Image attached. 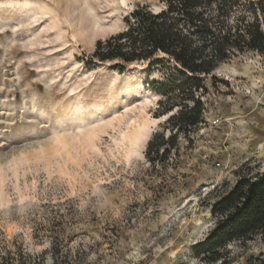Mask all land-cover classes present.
<instances>
[{"label": "rangeland", "instance_id": "374dc122", "mask_svg": "<svg viewBox=\"0 0 264 264\" xmlns=\"http://www.w3.org/2000/svg\"><path fill=\"white\" fill-rule=\"evenodd\" d=\"M128 3L0 0V264H203L192 250L215 227L210 208L264 171V55L231 57L185 100L171 89L193 83L172 62L91 60L137 3L158 9ZM139 79L149 93L126 99ZM197 101L200 123L178 131L181 107L166 109ZM227 249L233 264L264 255L259 241Z\"/></svg>", "mask_w": 264, "mask_h": 264}, {"label": "trees", "instance_id": "16d2710c", "mask_svg": "<svg viewBox=\"0 0 264 264\" xmlns=\"http://www.w3.org/2000/svg\"><path fill=\"white\" fill-rule=\"evenodd\" d=\"M149 1L158 9L154 12L149 3H137L124 18L123 31L96 42L91 60L112 63L115 71L134 62H172L176 70L172 78L193 84L171 91L180 90L181 97L189 100L201 88L202 79L221 63L245 52L264 55V0ZM164 86L157 84L165 97ZM199 106V101L191 109L184 103L170 106L166 112L181 107L170 123L178 131L182 126L187 131L196 128L200 123ZM162 144L161 138L156 154ZM154 146L152 139L147 144L149 154ZM210 209L215 227L192 254L203 264H233L235 256L227 249L229 245L236 243L245 250L251 242L264 243V171L239 178ZM244 264H264L263 253L250 254Z\"/></svg>", "mask_w": 264, "mask_h": 264}, {"label": "bare ground", "instance_id": "6f19581e", "mask_svg": "<svg viewBox=\"0 0 264 264\" xmlns=\"http://www.w3.org/2000/svg\"><path fill=\"white\" fill-rule=\"evenodd\" d=\"M129 0H118V3L120 4V6H128L129 5ZM142 62H139L138 64H140ZM132 65H136L135 63H132ZM130 65V66H132ZM114 75H118L117 73H113ZM123 93L126 95L125 98L126 99H132L133 97H137V96H143L146 95L147 93H149L148 91L143 90L142 87V83L141 80L139 79L138 82H136L135 85L131 86V85H126ZM152 98H155V96L152 95ZM121 99H119V97L116 98V100L113 101V106H117L119 105ZM167 114L166 116H163L159 119H151L149 118L147 115H144L142 117V119H138L137 123L134 125L132 132L128 135H123L122 136V140L126 141L128 143L129 146H134V144H136L138 141H140L141 137L143 136V131L145 128H149L150 125L154 126L156 124H158L160 121H164L166 120V118L168 117ZM88 116H93V114H88ZM80 120H85L83 118H80ZM147 139V137H146Z\"/></svg>", "mask_w": 264, "mask_h": 264}]
</instances>
